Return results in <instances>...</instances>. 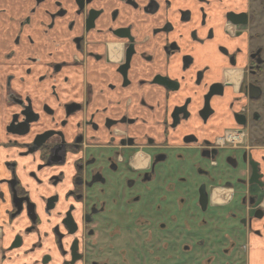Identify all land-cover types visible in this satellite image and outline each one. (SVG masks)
<instances>
[{"label":"flooded vegetation","instance_id":"1","mask_svg":"<svg viewBox=\"0 0 264 264\" xmlns=\"http://www.w3.org/2000/svg\"><path fill=\"white\" fill-rule=\"evenodd\" d=\"M0 264H264V0H0Z\"/></svg>","mask_w":264,"mask_h":264}]
</instances>
